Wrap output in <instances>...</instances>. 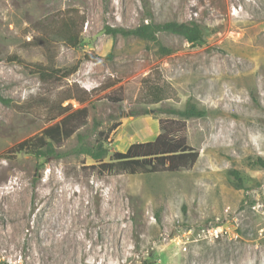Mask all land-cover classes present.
<instances>
[{
  "label": "rangeland",
  "instance_id": "1",
  "mask_svg": "<svg viewBox=\"0 0 264 264\" xmlns=\"http://www.w3.org/2000/svg\"><path fill=\"white\" fill-rule=\"evenodd\" d=\"M149 15L204 37L105 32ZM0 97V264H264V0H0ZM188 101L206 111L185 120L189 168L101 174L73 151L102 141L108 161L181 129ZM70 104L88 116L57 155L14 149Z\"/></svg>",
  "mask_w": 264,
  "mask_h": 264
},
{
  "label": "trees",
  "instance_id": "2",
  "mask_svg": "<svg viewBox=\"0 0 264 264\" xmlns=\"http://www.w3.org/2000/svg\"><path fill=\"white\" fill-rule=\"evenodd\" d=\"M150 15V21L147 23L143 21L135 27L106 25L105 32L113 36H137L157 42L160 46L161 43L158 39L160 32L183 36L189 43H198L204 37V30L197 22L176 20L155 22ZM81 32L82 28L78 29L72 18L64 21L58 31L63 39L73 47L79 46ZM76 70L75 66L71 70L64 71L62 75L65 77ZM58 72L61 73L59 69L52 70L54 74ZM39 73L43 76L49 75L44 70H40ZM0 98L5 100L3 97ZM64 110L65 114H62L63 116L59 121L45 128L40 135L19 142L14 149L16 151L26 150L35 153L37 156L57 155L55 145L71 138L85 123L88 116L86 107L72 109L70 104ZM168 112L182 118L180 121L181 129L171 130L162 121L160 123L162 131L155 139L133 143L125 152L114 151L108 161H105L104 158L109 154V151L102 141L91 145L81 138L73 151L85 153L96 160L97 163L92 165V168L97 169L101 174H151L163 171L175 172L189 168L197 161L199 152L187 144V137L184 132L185 120L192 117H203L206 111L188 101L183 109L169 108ZM256 163L264 167L262 158H257ZM230 175L234 177L235 186L243 187V179L237 170H232Z\"/></svg>",
  "mask_w": 264,
  "mask_h": 264
}]
</instances>
